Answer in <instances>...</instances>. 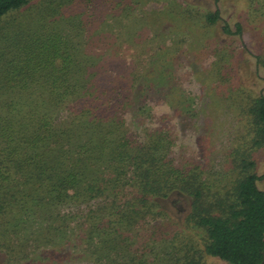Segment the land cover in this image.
<instances>
[{"label": "trees", "instance_id": "trees-1", "mask_svg": "<svg viewBox=\"0 0 264 264\" xmlns=\"http://www.w3.org/2000/svg\"><path fill=\"white\" fill-rule=\"evenodd\" d=\"M100 1L106 0H0V258L29 259L47 243L60 245V235L66 242L75 236L93 264H122L142 231L146 244L173 243L155 238L166 221L179 226L177 237L198 230L212 256L264 264V189L249 171L264 147V92L240 88L239 99L234 96L244 130L229 154L232 170H208L190 159L178 164L174 131L144 126L142 132L128 114L134 105L138 113L149 112L142 100L161 87L181 113L192 111L194 97L184 93L173 102V64L155 73L157 44L138 40V28L120 33L146 47L147 55L131 62L118 60L124 41L112 54L86 49V34L90 42L103 31L88 37L79 7ZM166 1L165 11H179L182 3ZM215 1L218 7L203 13L205 23L224 21L225 34L243 38L244 24L224 20L223 0ZM243 4L261 29L262 51L254 55L261 73L264 0ZM183 13L198 16L190 8ZM231 171L238 175L228 184ZM84 203L95 206L84 214L64 210ZM182 210V222L173 220Z\"/></svg>", "mask_w": 264, "mask_h": 264}, {"label": "rangeland", "instance_id": "rangeland-1", "mask_svg": "<svg viewBox=\"0 0 264 264\" xmlns=\"http://www.w3.org/2000/svg\"><path fill=\"white\" fill-rule=\"evenodd\" d=\"M116 1L106 0L94 6L79 7L80 11L86 12L83 18L88 37L91 33H97L96 30L103 31L90 37V42L86 34V49L108 53L112 46L124 41L122 46L118 45V53L122 55L118 60L131 62L135 56L147 55L144 52L146 47L133 46V37L120 33H129L132 27L138 28V40L143 43L151 39L157 44L155 50L158 53L155 52L160 66L155 73H160L161 66L167 68L173 64L169 82L174 90L173 102L179 104L184 93L190 98L194 97L192 111L181 113L171 106L167 87H161L160 91H153L150 99L142 100V103L148 104L149 112L138 113L135 105L129 111L128 119L133 122V127L142 131L144 126H157L174 131L178 142L173 154L178 164L190 159L208 170H232L229 154L231 148L238 146L236 137L244 130L235 98L239 99L237 94L240 88L252 94L264 92V72L257 73L254 56L262 51L261 29L256 22L247 19L243 0H223L219 4L224 20L230 21L232 26L237 21L244 24L243 38L225 34L222 28L224 21L210 25L205 23L203 13L218 7L215 0H177L183 4L179 11L173 6L165 11L169 3L166 0ZM186 8L192 9L198 16L185 17L183 11ZM254 162L249 171L261 177L258 185L264 189V147L255 151ZM232 172L228 184L238 175ZM93 206V203H84L64 207V210L84 214L82 212H87ZM185 212H173L172 219L182 222L181 217ZM174 224L169 225L165 221L155 237L172 240L171 244H146V231H142L138 237L134 236L130 257H123L122 264H231L205 251L198 230L190 228L185 230V235L175 236L179 226ZM56 239L61 241L60 245L47 243L46 247L31 251L29 259L18 263L2 254L0 264H93L91 251L79 248L75 236L68 242L65 236L59 235ZM182 239V242L190 240L192 245L184 247Z\"/></svg>", "mask_w": 264, "mask_h": 264}]
</instances>
